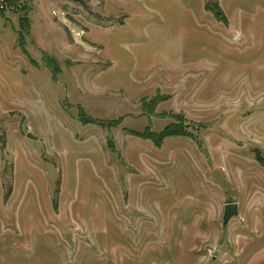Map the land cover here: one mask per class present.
<instances>
[{
  "label": "rangeland",
  "instance_id": "1",
  "mask_svg": "<svg viewBox=\"0 0 264 264\" xmlns=\"http://www.w3.org/2000/svg\"><path fill=\"white\" fill-rule=\"evenodd\" d=\"M0 14V264H264V0Z\"/></svg>",
  "mask_w": 264,
  "mask_h": 264
},
{
  "label": "trees",
  "instance_id": "2",
  "mask_svg": "<svg viewBox=\"0 0 264 264\" xmlns=\"http://www.w3.org/2000/svg\"><path fill=\"white\" fill-rule=\"evenodd\" d=\"M16 0H7V3L9 5H14ZM214 14L216 16V18H218L220 21H224V17H223V12L217 8V10H214ZM82 120L85 121V123H96L97 121L94 119H90L87 118L85 116H82ZM186 133L178 130V129H172L170 127H168L163 133L159 134V135H152V134H148L147 136H145V139L147 140H152L154 143L159 144L164 138L166 137H172V136H185Z\"/></svg>",
  "mask_w": 264,
  "mask_h": 264
},
{
  "label": "water",
  "instance_id": "3",
  "mask_svg": "<svg viewBox=\"0 0 264 264\" xmlns=\"http://www.w3.org/2000/svg\"><path fill=\"white\" fill-rule=\"evenodd\" d=\"M74 3H81L82 0H69ZM29 137L33 138L32 135ZM239 215V204L238 203H229L224 206V215H223V225L226 226L230 220Z\"/></svg>",
  "mask_w": 264,
  "mask_h": 264
},
{
  "label": "crops",
  "instance_id": "4",
  "mask_svg": "<svg viewBox=\"0 0 264 264\" xmlns=\"http://www.w3.org/2000/svg\"><path fill=\"white\" fill-rule=\"evenodd\" d=\"M0 16H1V14H0Z\"/></svg>",
  "mask_w": 264,
  "mask_h": 264
}]
</instances>
